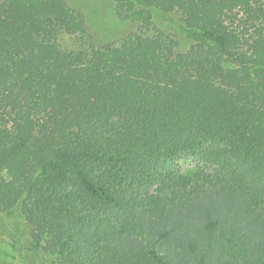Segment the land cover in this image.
I'll use <instances>...</instances> for the list:
<instances>
[{
    "label": "trees",
    "instance_id": "obj_1",
    "mask_svg": "<svg viewBox=\"0 0 264 264\" xmlns=\"http://www.w3.org/2000/svg\"><path fill=\"white\" fill-rule=\"evenodd\" d=\"M113 2L140 28L95 46L0 1L1 230L30 264H264V0Z\"/></svg>",
    "mask_w": 264,
    "mask_h": 264
},
{
    "label": "rangeland",
    "instance_id": "obj_2",
    "mask_svg": "<svg viewBox=\"0 0 264 264\" xmlns=\"http://www.w3.org/2000/svg\"><path fill=\"white\" fill-rule=\"evenodd\" d=\"M66 2L72 9L79 11L83 15L85 28L92 36L95 46H101L108 42H118L140 28L138 22L117 18L113 0H66ZM153 23L155 28L162 30L174 39L176 44L175 53H182L190 47V40L185 36L175 19L159 17L155 18ZM63 43L69 48L82 46V41L77 36H67L63 39ZM200 164L193 159H189L181 161L180 166L181 169H188L201 166ZM9 214L11 215L10 217L5 216L4 218L8 224L13 226L14 220L20 219L18 207L11 210ZM0 264H30L11 246L7 235L1 230V227Z\"/></svg>",
    "mask_w": 264,
    "mask_h": 264
}]
</instances>
